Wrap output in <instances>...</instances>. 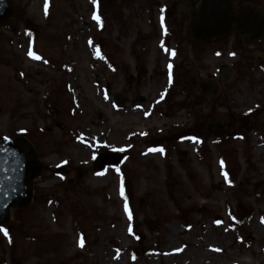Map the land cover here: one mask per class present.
<instances>
[{"label":"rangeland","instance_id":"374dc122","mask_svg":"<svg viewBox=\"0 0 264 264\" xmlns=\"http://www.w3.org/2000/svg\"><path fill=\"white\" fill-rule=\"evenodd\" d=\"M12 3L14 22L0 28V137H27L41 167L32 204L0 233V260L264 264V74L233 44L184 37L175 0ZM236 63L249 74L212 102L199 96L200 79ZM217 115L237 124L225 138L204 132ZM119 149L125 161L92 170Z\"/></svg>","mask_w":264,"mask_h":264},{"label":"water","instance_id":"95a60500","mask_svg":"<svg viewBox=\"0 0 264 264\" xmlns=\"http://www.w3.org/2000/svg\"><path fill=\"white\" fill-rule=\"evenodd\" d=\"M178 15L188 14L189 22L184 21L182 32L185 37L191 36L193 41L209 43L216 37L231 33L234 26L237 33H247L250 36L261 37L264 34V17L256 16L258 7L241 6L237 16L233 8L232 0H202L200 7L191 8L196 0H175ZM14 6L12 0H0V26L7 28L13 23ZM255 26L258 31H251ZM140 72L144 74L145 67L140 66ZM224 71L223 82L230 83L234 75ZM198 93L209 101L217 99L222 93V86L215 78L200 80L197 84ZM116 105H123L127 98L116 95ZM236 122L230 121L220 115L214 116L204 127V132L216 138H224L235 131ZM125 154L119 150H108L94 157L92 170L102 171L108 166L121 163L125 160ZM41 167L37 161V152L33 144L26 137L0 138V227H8L12 218L11 209H24L33 200L32 180L38 175ZM56 174L68 176V171L62 166L56 170Z\"/></svg>","mask_w":264,"mask_h":264},{"label":"flooded vegetation","instance_id":"af4514ba","mask_svg":"<svg viewBox=\"0 0 264 264\" xmlns=\"http://www.w3.org/2000/svg\"><path fill=\"white\" fill-rule=\"evenodd\" d=\"M202 0H196V3L191 5V8L197 9L201 5ZM249 6H255L258 7L259 10L255 11L254 14L256 16H262L264 17V0H232L233 8L236 11V15L238 16L240 14L241 6L245 5L247 8ZM176 16L179 18L181 23H184V21L189 22L188 14L186 13L184 16L177 15L178 12L176 10V6L174 8ZM184 20V21H183ZM231 33L228 35L220 36V38H217L214 40V42H220L224 44H230L234 45V55H237V57H240L244 63H247L249 67L253 68L264 74V35L263 37H254L250 36L249 34H239L235 30V27L233 26L231 28ZM251 31H258L257 28L253 25L251 28ZM227 67H223L222 70ZM235 74V80L238 78V76L242 74H249V72L244 68L241 69L238 63L236 65H233L229 67ZM222 70H220V81L222 80L223 75ZM243 70V71H242ZM0 264H9L7 262H4L0 260Z\"/></svg>","mask_w":264,"mask_h":264},{"label":"snow or ice","instance_id":"6c2138e0","mask_svg":"<svg viewBox=\"0 0 264 264\" xmlns=\"http://www.w3.org/2000/svg\"><path fill=\"white\" fill-rule=\"evenodd\" d=\"M93 3H95V0H93ZM93 19L96 20L97 23H100V18L95 13H93ZM161 47H163V45H161ZM97 53L99 54V49H97ZM28 55L31 58L35 59V60H40L41 59V57L35 55L32 51H29L28 52ZM168 68L171 69L172 68V65L169 64L168 65ZM169 79H171V77H169ZM119 150L120 151H123V149H119ZM149 151H160V152H162L163 149H149ZM221 166L223 167V162H221ZM117 171H118V169H117ZM222 174L225 176V179H227V174L226 173H222ZM120 191H121V195L123 196V187H121V190ZM125 212L128 213L127 204H125ZM128 215H129V219L131 220L132 219L131 214L128 213ZM217 223H219V221H217ZM262 223H264V220H262ZM129 231L131 232V228H129ZM0 233H2L6 237L8 236V232H7V230L4 227H0Z\"/></svg>","mask_w":264,"mask_h":264},{"label":"bare ground","instance_id":"6f19581e","mask_svg":"<svg viewBox=\"0 0 264 264\" xmlns=\"http://www.w3.org/2000/svg\"><path fill=\"white\" fill-rule=\"evenodd\" d=\"M212 118H213V117H212ZM212 118H211V119H212ZM211 119H210V120H211ZM259 151H260V150H259ZM259 151H258V152H259ZM119 231H120V230H119L118 228L115 230L116 233L119 232ZM103 257H104V256H103ZM108 258L111 259V256H109Z\"/></svg>","mask_w":264,"mask_h":264}]
</instances>
